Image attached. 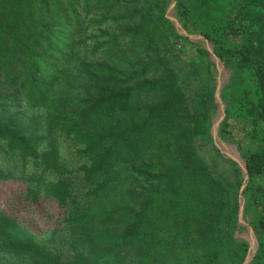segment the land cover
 <instances>
[{"label": "trees", "instance_id": "trees-1", "mask_svg": "<svg viewBox=\"0 0 264 264\" xmlns=\"http://www.w3.org/2000/svg\"><path fill=\"white\" fill-rule=\"evenodd\" d=\"M170 4L0 0V264H264V0Z\"/></svg>", "mask_w": 264, "mask_h": 264}, {"label": "water", "instance_id": "water-1", "mask_svg": "<svg viewBox=\"0 0 264 264\" xmlns=\"http://www.w3.org/2000/svg\"><path fill=\"white\" fill-rule=\"evenodd\" d=\"M175 0H171V4L169 6V9L167 11L168 17L171 20V22L175 25V27L177 28V30L183 35V36H187L189 39H192L194 42H200V41H206L201 37H192V36H188L184 30L182 29V27L180 25H178L172 15V8L174 5ZM207 42V41H206ZM208 53H209V57L211 58L212 61H214L216 63V69L224 76H226L225 81L218 86L216 92H215V98L219 107L218 110V115L217 118L215 119V121L213 122L212 125V131H213V138H214V144L215 146L220 150V152L225 155L226 154V148H225V144L224 142H222L219 138V127L220 124L222 122V120L225 117V106L222 103L221 100V91L224 88V86L227 84L228 80H229V76L225 74L224 70L222 69V64L220 62L219 59H217L214 56L213 53V48L211 45H209L208 47ZM238 153V152H237ZM232 160H234L235 162H237L238 166L240 167V169L242 170L243 173V185L240 189V193H239V201L241 203L242 201V194H243V190L246 186V182H247V173L246 170L244 169V167L242 166V162H241V158L239 153L237 154V157H233V156H229ZM242 205L240 204V217H239V221H238V227H240L242 225ZM239 235V234H238ZM244 239L248 240L249 244H250V249H251V254L248 256V258L244 261L243 264H250L251 259L253 258L256 249H257V242L255 239H253V237L251 235L248 236H243Z\"/></svg>", "mask_w": 264, "mask_h": 264}, {"label": "rangeland", "instance_id": "rangeland-1", "mask_svg": "<svg viewBox=\"0 0 264 264\" xmlns=\"http://www.w3.org/2000/svg\"><path fill=\"white\" fill-rule=\"evenodd\" d=\"M225 72V71H224ZM225 74L227 75V73L225 72ZM225 79L226 76L224 75ZM224 79V81H225ZM229 137V136H228ZM225 144V148H226V156H233V157H237V150L235 148V146L231 143H224ZM63 161L66 162V164L71 167L76 169L77 168V163L75 162V160H73V156H72V151L71 150H66V152L63 154L62 156ZM33 228L36 230V232L42 237V238H46L49 235L48 231H51V228L48 227V224L44 225V226H33ZM44 232H46L45 234H43Z\"/></svg>", "mask_w": 264, "mask_h": 264}]
</instances>
